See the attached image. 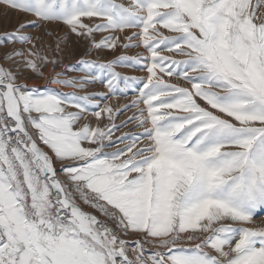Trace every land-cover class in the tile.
<instances>
[{
  "label": "snow or ice",
  "instance_id": "obj_1",
  "mask_svg": "<svg viewBox=\"0 0 264 264\" xmlns=\"http://www.w3.org/2000/svg\"><path fill=\"white\" fill-rule=\"evenodd\" d=\"M0 7V264H264V0Z\"/></svg>",
  "mask_w": 264,
  "mask_h": 264
},
{
  "label": "rangeland",
  "instance_id": "obj_2",
  "mask_svg": "<svg viewBox=\"0 0 264 264\" xmlns=\"http://www.w3.org/2000/svg\"><path fill=\"white\" fill-rule=\"evenodd\" d=\"M124 2H128V0H124ZM3 13V8L0 7V14ZM10 16L12 15L11 13L9 14ZM0 19H2V16H0ZM55 28V26H53ZM33 31H40V30H33ZM60 32H64L66 31V29L64 28H60L59 29ZM40 34L43 36V39L45 41H49L51 38L48 36H44L43 32L40 31ZM70 46L75 50V55L72 56L71 58H69L68 60H66V63H75L82 55H84V51L85 48L87 47V45L81 41L80 43H76V38L75 37H71L70 38ZM142 49L139 48H132V49H123V48H118L116 51H108V50H102L100 52H96L93 51L89 56L85 57V58H90V59H97V60H101V61H105V60H109L114 58L115 56L121 55V54H127V55H135L138 52H141ZM179 58V57H177ZM117 71L125 74V75H129V76H143L145 73L142 72L139 68H131V67H117L116 69ZM46 75L51 73V68L45 69ZM71 75H83V73H70ZM29 84H42L44 83V81L42 80H38V79H29L28 81H26ZM51 87L53 88H59V85H51ZM64 91H70L71 89H63ZM81 91V93L83 91H88V92H105L106 89L104 88V86L100 83H96V84H90L87 86L86 89L83 90H79ZM137 93L136 92H132L129 91L127 96L124 95H120V96H109L107 100H101V104L104 103H111L113 104V106H119L125 103H128L133 96H135ZM99 99V97H98ZM135 111V109H129L127 112H123L119 115L118 119H117V123H119L120 120L125 119L126 116H129L132 114V112ZM132 126L128 125L127 128H123L120 131H128L129 129H131ZM135 130V129H132ZM120 134V132L118 131L116 133V135L118 136ZM256 220V224L257 225H261L264 224V214H261L259 216L255 217Z\"/></svg>",
  "mask_w": 264,
  "mask_h": 264
}]
</instances>
